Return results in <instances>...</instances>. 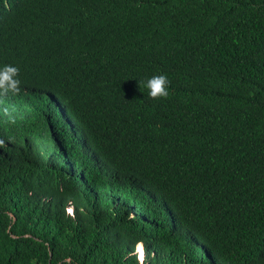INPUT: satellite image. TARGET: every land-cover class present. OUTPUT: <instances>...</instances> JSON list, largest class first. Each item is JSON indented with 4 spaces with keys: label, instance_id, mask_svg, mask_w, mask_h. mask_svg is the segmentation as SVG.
Instances as JSON below:
<instances>
[{
    "label": "trees",
    "instance_id": "1",
    "mask_svg": "<svg viewBox=\"0 0 264 264\" xmlns=\"http://www.w3.org/2000/svg\"><path fill=\"white\" fill-rule=\"evenodd\" d=\"M4 64L108 168L0 100V264H264V0H0Z\"/></svg>",
    "mask_w": 264,
    "mask_h": 264
},
{
    "label": "clouds",
    "instance_id": "2",
    "mask_svg": "<svg viewBox=\"0 0 264 264\" xmlns=\"http://www.w3.org/2000/svg\"><path fill=\"white\" fill-rule=\"evenodd\" d=\"M18 68L11 64H4L0 66V100L30 102L37 99L40 103L47 104L53 114H59L61 119L67 125H71L77 132L76 146L83 149L85 159L101 169L108 168L99 153L91 145V133L83 126L78 118V114L74 112L69 104V101L62 95L47 90L41 86L26 82L21 78H17ZM168 79L166 75H153L146 81H143V87L147 89V94L151 98L165 97L167 91ZM46 94L49 95L46 96ZM29 112L31 111L28 110ZM7 137H2L0 141L8 142ZM67 162L71 164V159ZM167 206V205H166ZM69 211H73L71 207ZM168 213L176 218L175 209L172 206H167ZM171 224L174 226L175 221Z\"/></svg>",
    "mask_w": 264,
    "mask_h": 264
}]
</instances>
